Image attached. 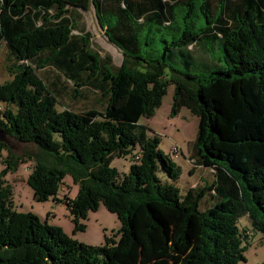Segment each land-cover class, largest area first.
Segmentation results:
<instances>
[{
  "label": "trees",
  "instance_id": "1",
  "mask_svg": "<svg viewBox=\"0 0 264 264\" xmlns=\"http://www.w3.org/2000/svg\"><path fill=\"white\" fill-rule=\"evenodd\" d=\"M187 1L0 0V43L8 48L12 75L0 81V104H6L0 130L36 146L17 155L0 141V264H240L250 235L239 219L249 216L264 235V0H204L216 18L207 14L208 27L186 31L171 44L191 50L200 40L219 39L232 65L207 79L176 69L168 78L166 59L143 51L142 28L155 18L171 26L174 7ZM91 7L123 54L119 66L93 50L88 31L74 33L78 16L72 10ZM47 66L77 88L100 85L105 111L57 109L61 88L38 72ZM171 82V117L187 107L199 118L192 142L196 164L215 175L184 195L176 184L180 166L140 123L155 115ZM104 91L108 98L102 100ZM129 156L133 163L122 176L112 160ZM28 161L34 165L27 183L37 201L57 199L66 175L79 185L75 197L62 200L74 232L86 228L82 220L101 204L116 213L119 231L106 235L103 245H90L17 210L5 177ZM160 169L173 183L160 179ZM208 189L218 200L201 209Z\"/></svg>",
  "mask_w": 264,
  "mask_h": 264
},
{
  "label": "rangeland",
  "instance_id": "2",
  "mask_svg": "<svg viewBox=\"0 0 264 264\" xmlns=\"http://www.w3.org/2000/svg\"><path fill=\"white\" fill-rule=\"evenodd\" d=\"M79 13L83 20H80L77 27L78 29L85 28L90 33L93 50L99 51L102 57L107 54L111 55L113 65L119 66L123 60V54L118 47L109 41L107 35L100 27L94 8L91 7L88 10L79 9ZM174 13L171 26L159 24L156 22L157 18H155L154 21L142 28L141 33V39L148 42L143 48L145 54L148 57L166 59L167 65L164 69L166 77L170 78L176 75L177 73L174 71L176 69L207 79L214 70L229 69L231 67L232 63L227 56L222 41L219 39L200 40L198 45L194 44L191 46V50H188L186 46L173 47L171 44L173 41H178L186 31L199 33L208 27L210 24L207 20V14L212 21L216 18V13L212 14L210 7L205 4L204 0L180 2L174 7ZM78 32L77 29L74 30V33L78 34ZM204 45L208 48V52L204 49ZM7 55L8 48L4 42H1L0 81L2 82L12 78L11 73L7 70L10 64ZM139 69L142 71L147 70V63L142 61ZM53 71L57 72L54 69ZM38 72L44 80L53 78V72H50L49 68H43ZM64 83L66 87L61 90L58 96L57 109L61 110L66 106L75 111H84L90 108H97L99 112L105 111L104 101H100V104L94 103L90 96L72 98L70 88H75L74 84L70 81H65ZM174 92L175 84L171 82L155 115L151 118L142 117L140 123L149 127V135L157 136L160 139V148L166 153L171 152V156L180 166L181 174L178 181H180L179 186H183L181 190L183 191L187 182L196 179L195 175L189 172V168L195 165L196 158L189 156L188 159V152L189 147L193 148L192 142L196 139L199 118L187 107L182 108L178 115L171 117ZM104 98H108L106 91H104L102 100ZM5 105V103L0 104L2 107ZM6 138L17 155H24L25 152L33 151L36 148L32 143L20 142L14 138L7 137V135ZM56 138L60 139V136L56 135ZM176 148L179 153H177ZM2 162L0 158V171L4 167ZM132 163L133 160L130 156L115 157L111 165L115 166L120 175L123 176L129 171ZM33 165L32 161L23 162L17 172L9 173L5 177L13 188V201L17 210L23 212L31 211L50 224L61 226L73 238L90 245H103L106 241V235H113L119 231L121 222L118 216L108 210L104 204H101L97 211L89 212L87 219L82 220L86 224V228L74 232L72 217L62 200L66 194L75 197L78 193L79 185L74 182L71 175H66L56 195L57 199L50 197L45 201H37L34 197L33 188L27 183V178ZM158 176L163 182L173 183L162 169L158 171ZM209 179L210 177H207L208 182ZM209 194L210 190L208 189L200 202L201 209H206L210 206L209 203H205V199L215 201V198H212ZM238 224L240 229L246 230L250 235L247 242L248 249L244 252L246 260L240 262V264H261L264 261L263 233L252 227L251 220L247 215L242 216Z\"/></svg>",
  "mask_w": 264,
  "mask_h": 264
},
{
  "label": "crops",
  "instance_id": "3",
  "mask_svg": "<svg viewBox=\"0 0 264 264\" xmlns=\"http://www.w3.org/2000/svg\"><path fill=\"white\" fill-rule=\"evenodd\" d=\"M79 9L80 8L73 9L72 12H71L72 15L75 14V16H78L77 25H76V29H77V31H79L78 34L80 32H86L87 31L85 28L78 29V27H77L79 22H80V20H83V18L81 17V14L79 13ZM98 23H99V21H98ZM99 25L103 29V31L105 32V27H103L100 23H99ZM7 58H8V55H7ZM45 68H49V71L53 72L52 73L53 74V78H51L50 80L49 79L45 80L50 86L56 87V88L59 87V88H61V90L66 87L65 83H64L66 81V79L63 76L59 75L58 72H54L53 71V69H54L53 66H47ZM75 89L79 90L78 93L75 92ZM100 89H101L100 85H93L92 81H91L90 83H88L87 85H83L82 87L77 88L75 86V88H73V89L70 88V90H71L70 93H71V97L72 98H75L78 95H79V97L81 96V97H84V98L90 96L92 98V101L94 100V103H98V102H100V99H101V91H100ZM194 154H195L194 153V147L192 149L189 147L188 159H189V156H191V158L195 157ZM189 172L191 174L195 175L196 179L193 180V181L187 182L183 191H181L183 186L182 187L179 186V182L180 181H177V183H176L178 185V187L180 188V191H181L182 195H184L191 188H195V187L196 188H202L205 185L211 184L215 180L214 172L212 171L211 168L206 167V166L196 165V166L190 167L189 168ZM207 177H210L209 182L207 181ZM209 196H211L212 198H215V201L218 200V198L217 197H213L212 194H209ZM214 202H213V200L209 201V199H205V203H209V205H212Z\"/></svg>",
  "mask_w": 264,
  "mask_h": 264
},
{
  "label": "water",
  "instance_id": "4",
  "mask_svg": "<svg viewBox=\"0 0 264 264\" xmlns=\"http://www.w3.org/2000/svg\"><path fill=\"white\" fill-rule=\"evenodd\" d=\"M0 141H7L6 133L3 130H0Z\"/></svg>",
  "mask_w": 264,
  "mask_h": 264
},
{
  "label": "built area",
  "instance_id": "5",
  "mask_svg": "<svg viewBox=\"0 0 264 264\" xmlns=\"http://www.w3.org/2000/svg\"><path fill=\"white\" fill-rule=\"evenodd\" d=\"M176 151H177V153H179L177 148H176ZM177 153H175V154H177ZM195 164H196V163H195Z\"/></svg>",
  "mask_w": 264,
  "mask_h": 264
},
{
  "label": "clouds",
  "instance_id": "6",
  "mask_svg": "<svg viewBox=\"0 0 264 264\" xmlns=\"http://www.w3.org/2000/svg\"><path fill=\"white\" fill-rule=\"evenodd\" d=\"M195 165H197V164H195Z\"/></svg>",
  "mask_w": 264,
  "mask_h": 264
}]
</instances>
